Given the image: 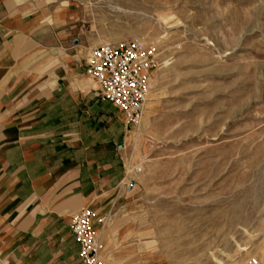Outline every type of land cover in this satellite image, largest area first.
I'll return each mask as SVG.
<instances>
[{"label":"rangeland","instance_id":"1","mask_svg":"<svg viewBox=\"0 0 264 264\" xmlns=\"http://www.w3.org/2000/svg\"><path fill=\"white\" fill-rule=\"evenodd\" d=\"M78 6L91 47L158 51L124 154L129 248L111 264H264V0Z\"/></svg>","mask_w":264,"mask_h":264},{"label":"crops","instance_id":"2","mask_svg":"<svg viewBox=\"0 0 264 264\" xmlns=\"http://www.w3.org/2000/svg\"><path fill=\"white\" fill-rule=\"evenodd\" d=\"M79 0H0V264H83L70 230L82 209L105 248L123 223L131 125L86 73Z\"/></svg>","mask_w":264,"mask_h":264},{"label":"built area","instance_id":"3","mask_svg":"<svg viewBox=\"0 0 264 264\" xmlns=\"http://www.w3.org/2000/svg\"><path fill=\"white\" fill-rule=\"evenodd\" d=\"M157 61L154 45L129 40L91 47L85 63L86 73L97 85L100 98L121 113L126 125L135 126L143 115ZM138 172L140 169H136ZM95 217V212L86 208L70 219V230L83 264H101L102 244L93 230Z\"/></svg>","mask_w":264,"mask_h":264},{"label":"water","instance_id":"4","mask_svg":"<svg viewBox=\"0 0 264 264\" xmlns=\"http://www.w3.org/2000/svg\"><path fill=\"white\" fill-rule=\"evenodd\" d=\"M130 185H132V182L130 183Z\"/></svg>","mask_w":264,"mask_h":264}]
</instances>
